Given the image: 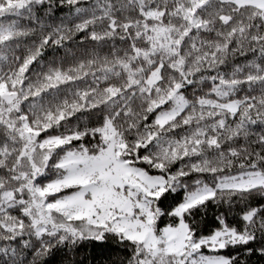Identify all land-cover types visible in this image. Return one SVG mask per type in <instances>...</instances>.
Segmentation results:
<instances>
[{"label":"snow or ice","instance_id":"6c2138e0","mask_svg":"<svg viewBox=\"0 0 264 264\" xmlns=\"http://www.w3.org/2000/svg\"><path fill=\"white\" fill-rule=\"evenodd\" d=\"M0 264H264V0H0Z\"/></svg>","mask_w":264,"mask_h":264}]
</instances>
